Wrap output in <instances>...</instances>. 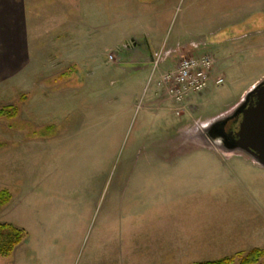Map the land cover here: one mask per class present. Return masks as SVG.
I'll list each match as a JSON object with an SVG mask.
<instances>
[{"label":"rangeland","instance_id":"obj_1","mask_svg":"<svg viewBox=\"0 0 264 264\" xmlns=\"http://www.w3.org/2000/svg\"><path fill=\"white\" fill-rule=\"evenodd\" d=\"M87 3L34 0L29 29L49 47L41 42L19 64L7 54L0 65V108L18 110L0 116V190L10 193L0 222L27 233L0 264H194L241 252L215 233L194 250L141 248L217 213L264 216V168L204 131L264 79V0ZM143 33L163 48L158 73L208 53L207 87L176 103L154 95L161 89L148 83L151 68L117 69L122 60L149 66L139 63L150 54L131 43ZM258 221H246L243 233L264 240Z\"/></svg>","mask_w":264,"mask_h":264},{"label":"crops","instance_id":"obj_2","mask_svg":"<svg viewBox=\"0 0 264 264\" xmlns=\"http://www.w3.org/2000/svg\"><path fill=\"white\" fill-rule=\"evenodd\" d=\"M78 1L83 2V7L89 8L90 6H88L89 4L87 2L93 1V0H78ZM33 2L34 0H0V65L6 58L7 54L15 58V63L18 62L17 64H19L21 62V58H24L29 53L30 49L36 50L37 48H41L42 46L41 42L44 43L46 41V40H43L42 37H38L36 33L31 34V31L29 29L30 25L28 22L29 17H28L27 12H28L29 4L30 3L33 4ZM66 8L68 9L67 6ZM68 28H69V25L65 27L66 29L65 32L66 31L69 32ZM71 30H72L71 32H73L74 34L77 32V31H74V29L72 28ZM95 32L96 30L93 29L91 34H94ZM76 36H77V33H76ZM131 37H133L131 40L132 47L134 48L137 45V42H142L145 45V46L143 45L142 48L145 47L148 51H145V50H141V51L146 52L147 54H150L149 56L150 59H152V55L162 47V46L153 47L146 33L136 34L135 36H131ZM135 37H140V38H135ZM44 38L46 39V37ZM65 38L67 40L66 42H68L70 37L66 36ZM49 42L50 41H46V44H44L46 46L45 48L49 47ZM119 45L120 44L118 43H113L111 48L116 49ZM134 49L140 52L139 49L138 50L136 48ZM144 62L149 63V66L146 65V66L141 67V66H136V64H134L135 66L133 67V63L131 61L122 60L121 64H123V66L117 67V69H120L121 71L122 70L128 71V69L130 68L129 71L131 73L129 72V74H132L133 72L139 71L141 69H145L147 67L151 68L150 67L151 61L149 60L141 61L140 63L139 62L138 63L141 64ZM69 64L73 65V64H78V63L70 61ZM160 89L161 90H157V92H154V95H158L159 98L160 97L164 98V95L167 96L165 93V90L163 88H160ZM167 99L171 100L168 96H167ZM233 154L244 157L250 162H252L253 164L257 165L252 159H248L249 156L243 153H236V154L233 153ZM208 157H211V155L209 154ZM255 215L247 219L226 220L224 218H221L217 213V214L212 215V217H210L211 218L209 220L210 224H208V220L204 221L206 224L210 225V227L208 225H201V226L196 225L194 226V228H191V231H188V232H184L183 227H181L180 229L182 233H179V235L174 236L175 238L174 237H171V238L162 237L158 239L157 237V239L155 238L154 241H145L146 243L143 242L142 245L146 244V246H143L141 249L147 248L148 245L151 243L152 244L150 246H153L154 242H157V248H159V250L161 249L162 251L166 247H169V246L173 250H177V249L179 250V248H183V249L189 248L191 250L192 249L194 250L195 247L197 246V241L207 242L208 240L211 239L212 233L220 234L221 238L223 240H226L227 243L228 241H236L237 242L236 249L238 250L240 249L243 251V250H247L249 248L258 247V246L264 247V243L259 242V240L264 241L262 240V238L258 236L249 235V233H246V232L243 233V226L246 223V221H248L250 224H252L255 221L258 227L259 226L258 220L264 218V216L261 218L259 216L258 218L257 215L256 216ZM250 242H254V243H251L250 245H246L247 243H250ZM228 244L230 246V243ZM229 246H228V249H230ZM134 248H138V246L134 245ZM171 248H168V250L173 251ZM140 250L138 252H140ZM230 251H233V249ZM229 254L230 252H223L217 257L219 256L223 257ZM113 255H114V263H116L117 261H115V258L117 257V253L115 250H114ZM124 257L125 256L123 255V258ZM260 264H264V259L260 262Z\"/></svg>","mask_w":264,"mask_h":264},{"label":"water","instance_id":"obj_3","mask_svg":"<svg viewBox=\"0 0 264 264\" xmlns=\"http://www.w3.org/2000/svg\"><path fill=\"white\" fill-rule=\"evenodd\" d=\"M143 49L148 51L145 47ZM232 117H236L237 128L234 132H226L220 122ZM204 131L210 143L226 152L244 153L264 168V79L245 94L233 112L214 120Z\"/></svg>","mask_w":264,"mask_h":264},{"label":"built area","instance_id":"obj_4","mask_svg":"<svg viewBox=\"0 0 264 264\" xmlns=\"http://www.w3.org/2000/svg\"><path fill=\"white\" fill-rule=\"evenodd\" d=\"M162 49L153 54L148 83L155 81L176 103L183 102L190 94L201 92L207 87L213 69L212 57L208 53L184 56L171 69L158 73ZM222 83L223 78L215 79V84Z\"/></svg>","mask_w":264,"mask_h":264},{"label":"trees","instance_id":"obj_5","mask_svg":"<svg viewBox=\"0 0 264 264\" xmlns=\"http://www.w3.org/2000/svg\"><path fill=\"white\" fill-rule=\"evenodd\" d=\"M18 110L12 106L0 108V116L8 119L15 118ZM235 123V119L232 120ZM234 126L236 124H233ZM10 199V193L7 190H0V207L5 205ZM26 231L11 223L0 222V257L9 258L12 256L15 248L26 237ZM264 259V248H252L248 251L237 252L233 255L224 256L218 259L206 260L194 264H260Z\"/></svg>","mask_w":264,"mask_h":264},{"label":"flooded vegetation","instance_id":"obj_6","mask_svg":"<svg viewBox=\"0 0 264 264\" xmlns=\"http://www.w3.org/2000/svg\"><path fill=\"white\" fill-rule=\"evenodd\" d=\"M143 45H144V44H143L142 42H137V45H136L134 48H136L137 50L139 49L140 52H143V51H141ZM143 54L147 55L146 52H143ZM232 118H233V117H232ZM232 118L227 119V120H223V121L220 122V123L223 125V128H224V130H225L226 132H234V131L236 130V128H237L236 125H235V126L233 125V124H235V123L232 122V120H234V118H233V119H232ZM235 119H236V117H235ZM210 129H212V128H210ZM210 131H211V130H209V132H210Z\"/></svg>","mask_w":264,"mask_h":264}]
</instances>
